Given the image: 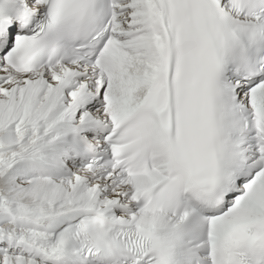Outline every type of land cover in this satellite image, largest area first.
Returning <instances> with one entry per match:
<instances>
[{"label":"snow or ice","instance_id":"obj_1","mask_svg":"<svg viewBox=\"0 0 264 264\" xmlns=\"http://www.w3.org/2000/svg\"><path fill=\"white\" fill-rule=\"evenodd\" d=\"M0 264H264V0H0Z\"/></svg>","mask_w":264,"mask_h":264}]
</instances>
